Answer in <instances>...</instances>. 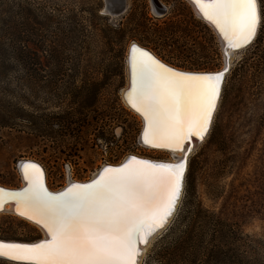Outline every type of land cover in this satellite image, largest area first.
<instances>
[{"label":"rangeland","instance_id":"rangeland-1","mask_svg":"<svg viewBox=\"0 0 264 264\" xmlns=\"http://www.w3.org/2000/svg\"><path fill=\"white\" fill-rule=\"evenodd\" d=\"M159 1L167 8L161 14L151 0H128L123 12L110 14L106 0H0L9 19L0 28L10 27L3 42L10 48L18 37L24 50L19 62H0L1 185L20 186L22 158L38 162L56 189L131 154L172 157L141 143L142 122L122 98L130 44L185 69L221 70L226 60L217 34L187 0ZM259 4L257 36L228 66L212 126L190 156L172 219L141 264H167L168 250L192 229L204 239L200 255L196 263L180 257L178 264H214L215 240L225 242L224 264H264V0ZM30 12L41 22L50 15V25L30 23ZM21 15L25 25L13 30L10 19ZM90 94L95 102L86 107ZM16 108L14 125L1 123ZM0 213L1 239L42 237L25 220ZM0 264L19 262L0 258Z\"/></svg>","mask_w":264,"mask_h":264},{"label":"snow or ice","instance_id":"snow-or-ice-1","mask_svg":"<svg viewBox=\"0 0 264 264\" xmlns=\"http://www.w3.org/2000/svg\"><path fill=\"white\" fill-rule=\"evenodd\" d=\"M193 3L218 29L230 64L227 49L243 47L256 34L257 0ZM227 71V66L218 72L179 71L133 44L126 99L144 119L143 142L185 154L175 163L132 156L60 192L48 190L38 164L23 162L26 186L0 188V209L14 201L17 212L40 224L48 238L38 243L0 239V258L19 264H138L139 245L163 229L175 210L191 150L185 144L204 139Z\"/></svg>","mask_w":264,"mask_h":264},{"label":"bare ground","instance_id":"bare-ground-1","mask_svg":"<svg viewBox=\"0 0 264 264\" xmlns=\"http://www.w3.org/2000/svg\"><path fill=\"white\" fill-rule=\"evenodd\" d=\"M127 2H128V0H126ZM152 1V3H153V10L155 11V12H157V13H164V11L165 10H160V6H162L163 4L158 0V3H155L153 0H151ZM188 1V3L191 5V7H192V9L194 10V12H195V14H196V16L198 17V18H200L201 20H203V22H205V23H207L208 24V26H210L214 31H215V33L217 34V37L219 38V41H220V44H221V47H222V50H223V53H224V58H225V60H226V64H225V66L221 69V70H215V71H211V70H192V69H185V68H182V67H178V66H176V65H174V64H171L170 62H168L167 60H165L164 58H162L159 54H157L156 52H154L153 50H151L150 48H148V47H146V46H143V45H141L140 43H138V42H136V41H134V42H132L133 44H135V45H137L139 48H141V49H146L147 50V52H149L151 55H153L156 59H158L159 61H161L162 63H164L165 65H167V66H169V67H171V68H174V69H176V70H179V71H184V72H218V71H222L226 66H231V61H232V59H233V57L235 56V54H236V52L239 50V49H241V48H243V47H241V48H238V49H235V48H228L227 49V56L228 57H230V64H229V61L226 59V46H225V42H224V40H223V38L221 37V35H220V33H219V31H218V29L215 27V25H213L209 20H207V19H205L204 17H203V15L201 14V12L199 11V9L195 6V4L193 3V0H187ZM257 7H258V11H259V14H260V23H261V11H260V4H259V0H257ZM163 8H165L164 7V5H163ZM105 10H106V12H108V13H110L109 12V9L106 7L105 8ZM260 23L258 24V26H257V30H256V36H257V33H258V30H259V27H260ZM254 40V39H253ZM252 41V40H251ZM133 44H130V46L131 45H133ZM130 46H129V48H130ZM129 55H130V49H128L127 50V55H126V78H127V81H126V86L123 88V90H122V92H121V94H122V98H123V100H124V103L126 104V106L131 110V111H133L139 118H140V120H141V122H142V129H141V132H140V140H141V143L143 144V145H145V146H147L148 148H151V149H156V150H159V151H167V152H169L170 154H171V158H169V159H157V158H152V157H148V156H144V155H140V154H132V155H134V156H136V157H138V158H141V159H148V160H153V161H156V162H158V161H160V162H164V163H175V162H177L176 161V157L177 156H181V155H184L185 153L184 152H180V151H172L171 149H166V148H154V147H152L151 145H148V144H145L144 142H143V130H144V125H145V122H144V119H143V117L139 114V113H137L129 104H128V102H127V99H126V92H127V90L130 88V73H129ZM222 88V87H221ZM221 96V91H220V95H219V98H218V100H217V105H216V109H215V111H214V113H213V115H212V119H211V122H210V124H209V128H208V131H207V133L209 132V129H210V127L212 126V123H213V119H214V117H215V114H216V111H217V109H218V105H219V101H220V97ZM207 133L205 134V136H204V139L206 138V135H207ZM203 139V140H204ZM202 140H199V139H197V138H195V137H193L192 138V140H191V143L189 144V143H187L186 142V144H185V149H188V148H190L191 150L190 151H187V162H186V169H185V173H186V170H187V167H188V163H189V159H190V156L192 155V153L194 152V150H195V148L199 145V143L201 142ZM127 159V156L126 157H124L123 158V160H121L120 162H118V163H106V164H108V165H111V166H117V165H121L123 162H124V160H126ZM22 161H20L19 162V169H18V171H19V176H20V178H21V184H20V186H18V187H9V186H4V185H1L0 184V186H3L4 188H12V189H18V188H20V189H22L24 186H26V182L24 181V179H23V174H22V170H21V165H22V163L24 162V161H30V162H32V161H34L35 162V160H32V159H30V158H22L21 159ZM38 163V162H37ZM36 163V164H37ZM105 164V165H106ZM38 165L40 166V168L43 170V174H44V181H45V186L48 188V190L49 191H51V192H60V191H63L65 188H67L69 185H70V183H85V182H88V181H91L93 178H95V176L97 175V173H94L92 176H90L89 178H87V179H80V180H78V179H76V178H73V177H71V178H69L67 181H66V183H65V185L63 186V187H59V188H52L50 185H49V183L47 182V179H46V177H45V172H44V169L42 168V166L38 163ZM104 166V165H103ZM102 166V167H103ZM101 167H99L98 169H96V171L95 172H98L99 171V169H100ZM185 173H184V178H185ZM183 184H184V179H183ZM183 184H182V189H181V193H180V196H179V199H178V201H177V204H176V207H177V205H178V203H179V200H180V198H181V194H182V190H183ZM176 207H175V209H176ZM3 208H4V210H2V212H8L9 214H12V215H14V216H16V217H18L19 219H22V220H25L27 223H29L30 225H32V226H34V227H37L40 231H41V233H42V237H40V238H38V239H36V240H32V241H22V240H6V239H3L4 241H7V242H15V241H19V242H29V243H34V242H37V241H39V240H44V239H47L48 237H47V234H46V231H45V229L40 225V224H38V223H36L35 221H33V220H29V219H27L26 217H24V216H21L18 212H17V210H16V206H15V202L14 201H6L5 203H4V205H3ZM174 213V212H173ZM1 214V213H0ZM173 215V214H172ZM172 217V216H171ZM170 217V218H171ZM169 218V219H170ZM169 219H168V221H169ZM162 231V229L161 230H159L157 233H155V234H153V236L152 237H150L149 238V240H148V243L147 244H144V245H142V244H140L139 245V249H140V252L142 253V255L141 256H139L138 257V264H141V262H142V260H143V256H144V253H145V250L147 249V247L150 245V243L152 242V240L155 238V236L158 234V233H160ZM1 239V238H0Z\"/></svg>","mask_w":264,"mask_h":264},{"label":"trees","instance_id":"trees-1","mask_svg":"<svg viewBox=\"0 0 264 264\" xmlns=\"http://www.w3.org/2000/svg\"><path fill=\"white\" fill-rule=\"evenodd\" d=\"M4 8L3 6L0 4V23L5 22V19H8L7 17L4 16ZM29 16L33 17V24H44L50 25V22L52 20V17L50 15H45L43 16V21H40V15H36L34 13H29ZM23 16L21 15V17H13L11 18L9 24L11 25V28L13 30H17L20 31V27L25 25V22L23 23ZM38 19V20H37ZM9 20V19H8ZM22 20V22H21ZM29 23V22H28ZM27 23V24H28ZM31 25V24H29ZM9 28L7 26V29L5 27L0 28V62H5V60L11 59V58H16V60L19 62L21 60V57L23 56L24 50L23 47L21 46L20 40L18 39V37L15 39L14 44L9 48H6L5 43L3 42L4 40V36L6 34L9 33ZM17 33V32H15ZM33 55V54H31ZM95 94H90L88 95L84 100L83 103L86 107H92L94 105L95 102ZM13 105V104H12ZM14 106V105H13ZM17 107V106H15ZM9 119L4 122L5 125L7 126H13V120H16V118L20 115L19 112L17 111V108L15 110H11L9 111ZM193 229L190 231L191 235H188L186 238L181 239L182 241H178L179 243L174 247V249H169L168 250V254L169 256H166L167 258V264H178V258L180 257H184V259L189 260V262L191 263H196L197 259H198V254L200 255V247L202 246V244L204 243V239L200 236H196L193 235ZM222 243V244H221ZM220 243V240H215V244H214V248L212 249V255L210 260L214 263V264H224L228 261V253L223 251V247L225 245V242L223 240V242ZM193 251H192V250ZM183 250H188V253L190 255H188L187 257L183 256V253L179 252H183ZM233 262H238V260H234Z\"/></svg>","mask_w":264,"mask_h":264},{"label":"water","instance_id":"water-1","mask_svg":"<svg viewBox=\"0 0 264 264\" xmlns=\"http://www.w3.org/2000/svg\"><path fill=\"white\" fill-rule=\"evenodd\" d=\"M155 3H158V1L157 0H153ZM126 6H127V1L126 0H106V7L109 9V12H110V14H119V13H121V12H123L125 9H126ZM255 37V36H254ZM253 37V38H254ZM253 38H252V40H253ZM251 42V41H250ZM249 42V43H250ZM249 43H247L246 45H248ZM132 46V45H131ZM131 49V48H130ZM144 50H146V49H144ZM147 51V50H146ZM228 67V66H227ZM132 156H134V155H129V156H127V159L128 158H130V157H132ZM127 159L126 160H124V162L123 163H125L126 161H127ZM24 162H26V161H24ZM32 162H34V161H32ZM158 162H160V161H158ZM34 163H37V162H34ZM122 163V164H123ZM167 163V162H166ZM38 164V163H37ZM104 166H111V165H108V164H106V165H104ZM103 166V167H104ZM117 166H119V165H117ZM103 167H101L100 169H99V171L98 172H96L97 174L102 170V168ZM88 182H90V181H88ZM86 183V182H85ZM25 187V186H24ZM23 187V188H24ZM0 188H4L3 186H0ZM4 189H10V190H20V188H18V189H12V188H4ZM2 210H4V208H2V209H0V211H2ZM171 219L172 218H170L169 219V221L165 224V226H164V228L169 224V222L171 221ZM163 228V229H164ZM162 229V230H163ZM159 234V233H158ZM42 240V239H41ZM41 240H39V241H41ZM39 241H37V242H34V243H38ZM5 242H7V241H5ZM15 243H29V242H19V241H15ZM142 245H144V244H142ZM141 255H142V253H141ZM140 255V256H141Z\"/></svg>","mask_w":264,"mask_h":264},{"label":"flooded vegetation","instance_id":"flooded-vegetation-1","mask_svg":"<svg viewBox=\"0 0 264 264\" xmlns=\"http://www.w3.org/2000/svg\"><path fill=\"white\" fill-rule=\"evenodd\" d=\"M160 10H166L167 11V8H166V6H165V8H163V5H162V6H160Z\"/></svg>","mask_w":264,"mask_h":264}]
</instances>
